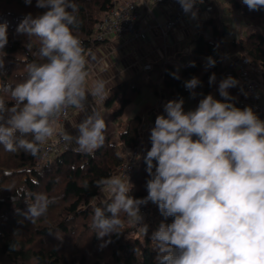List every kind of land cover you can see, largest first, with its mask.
I'll return each mask as SVG.
<instances>
[{
	"label": "clouds",
	"instance_id": "obj_1",
	"mask_svg": "<svg viewBox=\"0 0 264 264\" xmlns=\"http://www.w3.org/2000/svg\"><path fill=\"white\" fill-rule=\"evenodd\" d=\"M177 2L185 14L196 18L198 0ZM242 2L249 10L264 8V0ZM36 7L45 11L26 14L17 32L28 35V52L33 51V37L38 40L35 54L42 62L28 63L22 82L0 83V145L8 152L22 150L38 157L58 135L66 146L74 143L72 151L92 155L104 145L107 127L96 107L73 124L75 136L57 125L69 108L86 111L87 94L104 101L109 83L98 78L89 88L88 56L74 34L82 25L75 0H36ZM7 43V24H0V51ZM215 63L207 58L208 67ZM215 80L213 73L209 84ZM200 83L192 77L184 86L192 91ZM237 83L232 77L221 80L220 95L230 99L227 89ZM2 94L10 96L11 103ZM183 105V98L169 100L166 115H158L151 129V148L144 157L147 196H130L132 185L125 174L99 178L94 184L105 198L92 204L91 227L102 239L119 234L125 220L141 225V206L151 202L165 219L173 218L170 224L161 222L151 235L157 264H264V121L250 107L241 110L211 94L195 110L185 112ZM83 187H88L87 180ZM54 202L55 198L37 193L22 215L35 224ZM139 228L147 234V225ZM18 247V241L10 244L13 251Z\"/></svg>",
	"mask_w": 264,
	"mask_h": 264
},
{
	"label": "trees",
	"instance_id": "obj_2",
	"mask_svg": "<svg viewBox=\"0 0 264 264\" xmlns=\"http://www.w3.org/2000/svg\"><path fill=\"white\" fill-rule=\"evenodd\" d=\"M114 1L75 0L79 6L82 25L79 32L74 34L83 42L86 52L106 41L96 38V26ZM231 2L254 26L246 37L233 39L229 37L230 26L222 18L216 4L213 15L205 21L202 29V32H207V28L210 27L209 37L201 33L193 38L187 61L182 65L181 70H178L176 61L180 56L177 55L164 66L160 65L159 69L147 74H134L111 88L106 105L111 107L116 101L120 102V107L114 110L112 118L119 119L123 115L126 107L134 101L145 83L152 87L155 85L154 88L161 85L166 98L163 105L172 99L185 98L195 91L196 107L199 101L209 94L214 99L231 103L241 110L248 107L242 101L246 87L239 81L234 65L225 61L223 49L227 47L232 53L250 57L254 64L263 70L264 77V8L249 10L243 2L235 0ZM44 11L45 9L36 7V0H32L31 5H26L24 0H0V24L6 23L8 32V43L0 51V56L4 60V67L0 69V83L14 86L26 79L28 63L42 62L35 54L39 47L38 40L33 37V51L28 52L26 43L29 37L26 33H18L17 27L26 14L31 13L36 16ZM208 57L216 61L215 66H207ZM151 73L155 74V83L146 79ZM213 73L216 80L210 85L209 77ZM192 77L199 78L201 83L190 91L184 85L185 81ZM228 77L234 78L238 83L227 89L230 99L226 100L219 93V83ZM156 92H160L158 88ZM2 95L11 103L10 96ZM163 110L164 106L151 117L145 139V151L130 177L132 191L129 195L133 198L147 196L145 185L149 176L144 157L151 148V129L155 126L156 117ZM144 111L145 109L139 110L134 117L123 124L119 132V140L123 146L133 149L140 145ZM252 111L264 121V113ZM105 137L104 145L94 154H80L70 149L56 156L54 161L42 170L37 169L42 161V150L40 156L33 157L22 150L15 153L5 151L0 145V258L3 260L0 264H157L158 250L151 240L153 224H155L153 220L146 224L145 235L142 230L138 231L135 228L127 235L128 228L124 225L119 234L114 233L101 239L91 227V223H85L86 228L93 230L90 244L85 245L80 240L71 238L72 234L77 233L79 220L92 221L94 200L103 199L94 181L114 175L125 160L121 145L112 141V135L107 130ZM117 153L120 155L118 156ZM27 174H31L36 180L30 176L23 178ZM17 176L20 179H17ZM85 180L88 181L87 188L83 187ZM58 188L62 189L60 193L57 192ZM40 190H43L49 198H55V202L49 205L45 217L32 224L22 213L27 211V202L32 203L34 195ZM153 209V212H157L158 206L154 204ZM106 215L110 214L106 213ZM158 216L159 225L161 222L170 224L173 220L172 217L165 219L161 213ZM45 239L51 244H46ZM17 241L19 247L14 251L11 250L10 244ZM106 241L110 242L105 243ZM104 245L108 246V252L103 249L99 251V247Z\"/></svg>",
	"mask_w": 264,
	"mask_h": 264
},
{
	"label": "crops",
	"instance_id": "obj_3",
	"mask_svg": "<svg viewBox=\"0 0 264 264\" xmlns=\"http://www.w3.org/2000/svg\"><path fill=\"white\" fill-rule=\"evenodd\" d=\"M118 1L125 2L128 0ZM134 1H136V3L138 4V10L141 17L140 19L144 24H148L149 22L155 23L156 20L160 22V24L165 23L173 7V5L171 4H165L160 7H152L151 10H149L141 2V0ZM219 6L220 3L218 4V7ZM212 15L213 13H207L205 11L197 12L196 18L193 19L191 15L188 14L185 15L182 22L176 28L172 29V31L168 34H163L160 27L158 28L153 26L149 30L147 39L134 38L131 35L126 34L121 37L110 38L95 49L87 51L86 55L88 56L89 60L87 65L89 71V88L91 87L92 81L101 78L109 83V88L111 90V88L117 85L120 81L129 79L134 74H147L150 71L159 69V66L163 63V61H165L166 59L170 60L172 57H175L177 55H179L180 58L176 62L180 63L179 65L182 67V65L187 61V56L183 57L181 53L182 48L179 38L187 36L189 34H193V38H195L196 36L201 34L202 22L205 19L207 20ZM242 16L243 19L246 20L243 13ZM197 18H200V20ZM197 23H199L200 25H197ZM246 23L248 26H253L247 20ZM237 25H239V23H237ZM251 30H247L246 28L240 29V33L242 35L240 38L246 37ZM207 33L209 32L207 31ZM170 34L174 41L170 40ZM89 54H94L96 59L92 60L91 55ZM148 87V95L146 94L145 96L148 97L149 103L146 104V106L143 108L137 107L136 113L139 110L145 109L142 114L143 122H145L146 120V123L148 122L149 126L152 115L157 110H159L161 106H163L166 98L164 94L165 92L161 85H158L157 87L159 88V93L156 92L157 88H153L149 85ZM154 93L157 95L159 101H154ZM108 97L104 101H99L94 100L90 93L87 94L86 111L80 112L79 109L73 110L70 120L67 124L68 132H73V136L77 135V130L73 127V124L82 122L85 116L90 115L92 109L96 107L104 117L107 126L106 130L110 132L113 139L118 138L119 140V132L121 131L123 124L125 122H128L129 120H122L118 128L117 126L112 129L109 128V119L113 120L112 113L115 109L119 108L120 102L116 101L113 106L108 107L106 105ZM123 115L120 117V120L122 119ZM74 146L75 145L73 143L72 147Z\"/></svg>",
	"mask_w": 264,
	"mask_h": 264
},
{
	"label": "built area",
	"instance_id": "obj_4",
	"mask_svg": "<svg viewBox=\"0 0 264 264\" xmlns=\"http://www.w3.org/2000/svg\"><path fill=\"white\" fill-rule=\"evenodd\" d=\"M242 2V0H235ZM141 2L151 10L152 7H160L165 4L173 5L165 23L160 24L156 20L155 23L149 22L144 24L141 22V17L138 10V4L134 0H128L121 2L115 0L103 19L97 24L96 38L99 40H108L114 37H121L129 34L134 38L147 39L149 30L151 27H160L163 34H168L172 29L176 28L183 20L185 15L181 5L177 0H141ZM221 0H198L194 10L197 12L214 13L216 4H219ZM206 37H209L207 32H201ZM225 61L234 65L237 70L238 78L241 83L246 87V92L242 95V101L252 110L264 113V80H260L257 75H263V70L254 64L252 59L243 54H229L225 56ZM169 62V59L163 61L161 66H164ZM176 100V99H175ZM75 108L67 109V116H61L57 127L65 128L67 130V123L71 117V114ZM145 143V140H141V143L136 148L125 147L124 162L117 168L115 174L126 175L129 180L133 174L139 159L142 155L141 145ZM72 149V146L68 147L59 138L58 135H54L42 148V161L50 160L52 157H56L59 154ZM132 191V188H131ZM130 191V192H131ZM154 204L149 202L147 205L141 206L140 213L143 216L141 225L134 226L135 229L141 231L139 227L146 225L152 220L151 211H153Z\"/></svg>",
	"mask_w": 264,
	"mask_h": 264
},
{
	"label": "rangeland",
	"instance_id": "obj_5",
	"mask_svg": "<svg viewBox=\"0 0 264 264\" xmlns=\"http://www.w3.org/2000/svg\"><path fill=\"white\" fill-rule=\"evenodd\" d=\"M218 9H219V12L221 13L222 18L230 26L231 32H230L229 37L231 39H233V38H240L242 36L241 33H240V29L246 28L247 30H251V29L254 28V26H248L247 25L246 20L243 19L242 12L239 9H237V8H235L233 6V3L231 2V0H221L220 6L218 7ZM197 19L200 20V18H197ZM205 21H206V19L201 24V30L204 28ZM237 23H239V25H237ZM197 25H200V24L197 23ZM207 31L209 33H211L210 27L207 28ZM193 36H194L193 34H189L187 36H184V37H180L179 38V41L181 43V48H182L181 53H182L183 57H186L188 55V50L192 46V38H193ZM170 40L171 41H174L173 38H172V36H171V34H170ZM228 53L229 54H236V53H232L229 50V48H227V47L225 49H223L224 57L226 55H228ZM237 54H239V53H237ZM179 64L180 63H178V66H179L178 67V70H181V66ZM257 77L260 80H264L263 75L258 74ZM146 79H148V82L149 81H152V83H155L156 82V79L154 77V73L149 74V76H147ZM157 82L160 84V81L159 80H157ZM154 87H155V85H153V88ZM148 90H149L148 84L147 83L143 84L141 86L140 92L137 94V96L134 99V101L130 105L127 106V108L125 110V113H124L122 119L121 120H120V118L119 119H113V120L109 119V122H108L109 128L112 129V128H115L116 126L118 128L122 120H124V119L125 120H130L132 117L135 116L137 107H141V108L145 107L146 104L149 103L148 97L145 96L146 94L148 95V93H147ZM153 97H154V101H156V100L159 101V99H158V97H157V95L155 93L153 94ZM172 100H175V99H172ZM183 100H184L183 107H184V111L185 112L190 111V110H195V108H196V105H195V96H193L192 93H190L187 97L183 98ZM163 106H161V108ZM160 115H166V113L164 112V110L161 111ZM147 127H148V122L146 123V120H145V122H143L142 123V126H141V136H142V140H145L146 139ZM70 134L73 135V132H71ZM116 139H113L112 138V141L115 142V143H118L119 145H121L122 150L125 151V146L122 145V143L120 142V140H118V138H116ZM144 151H145V143H143L141 145V152L143 153ZM55 158L56 157H52L50 160L45 161L44 164L39 165L37 167V169L38 170L44 169L48 164H50L51 162H53ZM13 173H15V172H13ZM14 176L16 177V175H14ZM28 176H30L34 180H36V178H34L33 176H31V174L24 175L23 178L24 177L26 178ZM17 179H20V177L17 176ZM61 190H62L61 188H60V190L58 188L57 189V192L60 193ZM39 193H43V190H40ZM100 196L102 198H105L104 197V194H100ZM157 210H158L157 212L151 211L152 217L154 216L152 220L155 222V224H153V230L154 231H156L158 229V227H159L158 226L159 225V216L158 215H159L160 211H159V209H157ZM52 213H54V212H52ZM54 214H53V216H54ZM122 217H123V214H122ZM152 220H150V222ZM150 222H148V223H150ZM85 223H92V221L82 220V219L79 220L78 227H77V230H76L77 233H74L75 235L72 234L74 237L71 236V238L72 239H76V240H80L81 242H83L82 244L88 245V244H90V240H91V236H92L93 230L92 229H89V228H86ZM125 227L128 228L127 229V235H129L130 232L134 228L133 225H130L127 222H125ZM105 237H107V236H105ZM45 240H46V244H49V245L51 244V242H49V240H47V239H45ZM99 248H100L99 251L103 249L106 252H108V250H109L107 245H104L103 247H99ZM0 261H3L2 258H0Z\"/></svg>",
	"mask_w": 264,
	"mask_h": 264
}]
</instances>
